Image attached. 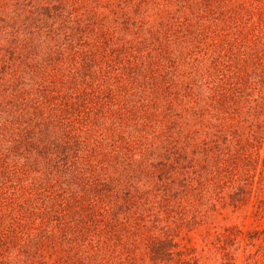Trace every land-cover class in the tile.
Listing matches in <instances>:
<instances>
[{
    "label": "trees",
    "instance_id": "1",
    "mask_svg": "<svg viewBox=\"0 0 264 264\" xmlns=\"http://www.w3.org/2000/svg\"><path fill=\"white\" fill-rule=\"evenodd\" d=\"M253 189L264 0H0V264H264L175 240Z\"/></svg>",
    "mask_w": 264,
    "mask_h": 264
},
{
    "label": "rangeland",
    "instance_id": "2",
    "mask_svg": "<svg viewBox=\"0 0 264 264\" xmlns=\"http://www.w3.org/2000/svg\"><path fill=\"white\" fill-rule=\"evenodd\" d=\"M183 163L185 161L177 164L176 167H180ZM257 193L264 197V190L253 189L250 198L238 208L226 204L222 207L217 204L216 210L208 209L202 217H197L193 222L185 224L186 227L180 230V234L175 237V240L180 243V247L187 248L192 253L201 256L202 259H206L208 263L225 261L230 253L226 254L222 250H216L212 244L217 232L223 233L226 228H234L242 231V235H246L252 230H257L261 235H264V210L255 209L260 203L256 200ZM260 230L263 231L260 232ZM241 234L236 237L233 248L230 249L234 253L236 262L239 260L241 262L243 254L249 252V249H254L252 246H248L247 238L242 237ZM224 250L228 251L229 247Z\"/></svg>",
    "mask_w": 264,
    "mask_h": 264
}]
</instances>
